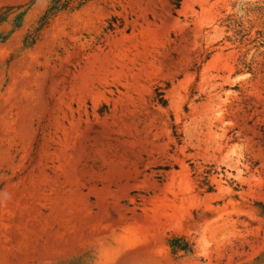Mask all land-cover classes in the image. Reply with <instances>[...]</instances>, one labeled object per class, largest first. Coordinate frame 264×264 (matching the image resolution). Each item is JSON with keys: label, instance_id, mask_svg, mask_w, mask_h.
<instances>
[{"label": "rangeland", "instance_id": "1", "mask_svg": "<svg viewBox=\"0 0 264 264\" xmlns=\"http://www.w3.org/2000/svg\"><path fill=\"white\" fill-rule=\"evenodd\" d=\"M54 2L0 0V264H264V0Z\"/></svg>", "mask_w": 264, "mask_h": 264}, {"label": "trees", "instance_id": "2", "mask_svg": "<svg viewBox=\"0 0 264 264\" xmlns=\"http://www.w3.org/2000/svg\"><path fill=\"white\" fill-rule=\"evenodd\" d=\"M60 5H61V0H55L54 5L51 6L50 8V12L48 16H52L54 14H56L59 10H60ZM172 246H174L175 248H181V249H187L189 248L188 245H177V239H172L171 241Z\"/></svg>", "mask_w": 264, "mask_h": 264}]
</instances>
